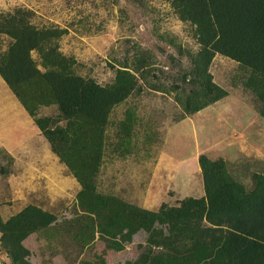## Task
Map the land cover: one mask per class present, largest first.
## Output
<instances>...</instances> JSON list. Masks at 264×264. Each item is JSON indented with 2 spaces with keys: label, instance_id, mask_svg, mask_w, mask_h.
<instances>
[{
  "label": "trees",
  "instance_id": "1",
  "mask_svg": "<svg viewBox=\"0 0 264 264\" xmlns=\"http://www.w3.org/2000/svg\"><path fill=\"white\" fill-rule=\"evenodd\" d=\"M164 1L189 23L197 43L186 57L181 45H176L177 59L169 54L177 69L169 77L170 88L184 114L228 94L210 72L214 56L220 54L246 72L244 86L255 95L264 117V0ZM66 33L67 28L37 27L27 11L0 13V34L9 38L4 49L0 45V76L80 184L77 202L89 215L81 232L94 229L99 234L95 241L116 252L139 235L144 249L134 259L114 264H264V172H254V185L247 189L228 172L223 158L212 160L202 153L198 164L204 195L185 197L175 206L162 203L156 211L97 191L112 110L139 94L148 75L158 82L163 70H151L154 62L137 46L132 66L123 62L114 69L113 79L101 84L78 73L76 59L60 51L58 40ZM32 51L40 61L33 59ZM49 105L58 113L38 116L37 110ZM134 119L126 111L120 122L119 135L126 142ZM54 222L55 214L35 204L7 219L0 215L1 244L15 264H31L23 241ZM76 264L107 260L100 255Z\"/></svg>",
  "mask_w": 264,
  "mask_h": 264
},
{
  "label": "rangeland",
  "instance_id": "2",
  "mask_svg": "<svg viewBox=\"0 0 264 264\" xmlns=\"http://www.w3.org/2000/svg\"><path fill=\"white\" fill-rule=\"evenodd\" d=\"M19 9L27 11L37 27L67 28L58 40L60 51L76 59L78 73L101 84L110 82L114 69L123 62L132 66L137 46L154 62L151 70H163L158 82L148 75L149 82L143 81L139 94L112 110L96 182L98 192L154 211L162 203L175 206L185 197H201L204 189L198 156L202 153L212 160L223 158L228 172L247 189L254 185L252 174L264 172V117L258 113L255 95L244 86L246 72L236 61L216 54L210 65L213 80L228 92L222 99L191 115L184 114L174 100L169 77L177 69L169 54L177 59L176 45H181L186 57L188 51L197 49V43L189 23L181 21L166 1L0 0V13ZM8 41L0 34L3 49ZM31 56L40 61L36 51ZM3 81L0 76V122H11L14 117L18 126L23 115L33 120ZM126 111L135 116L128 142L119 135ZM37 113L55 116L58 110L55 105L41 106ZM33 126L36 128L34 122L27 127ZM52 154L55 163L44 164L18 152L14 156L0 152L1 217L7 219L28 204L56 216V222L23 241L29 250L27 260L31 264H76L102 255L107 264H114L134 259L145 245L139 235L116 252L103 241H95L99 234L94 229L81 232L89 215L78 205V189L71 190L68 184L77 180ZM246 158L247 163H238ZM22 182H36V190L30 191L33 194ZM67 186L70 192H64ZM0 264H15L1 241Z\"/></svg>",
  "mask_w": 264,
  "mask_h": 264
},
{
  "label": "crops",
  "instance_id": "3",
  "mask_svg": "<svg viewBox=\"0 0 264 264\" xmlns=\"http://www.w3.org/2000/svg\"><path fill=\"white\" fill-rule=\"evenodd\" d=\"M15 107H16L15 108L16 111L19 110L18 106H15ZM11 109H12L11 112H9L10 115L13 112V106H11ZM19 114L22 115L20 111L18 112V115ZM17 119H14V117H11L10 118V120H12L11 122L9 121H7L6 123L0 122V149L4 150V152L8 154H12L13 156L14 154H16V152H18V154H21L22 156L26 155L28 158L29 157L32 158V160H34L35 163H38V161L44 164L53 162L54 161L53 154H52L53 152H51L52 151L51 148L50 149L48 148L50 145L46 146V142L44 140L45 137L44 138L39 137L40 135H42L40 134L41 133L40 130L37 128V126L36 128L33 126L35 130L27 127L28 125H31L33 120H29L26 115H23L21 116V120H20L21 122H19L17 126V123H18ZM9 124L11 125L9 126ZM247 155H250V154H247ZM245 157H248V156H245ZM238 163H240L241 165L247 163V158L244 161L243 160L238 161ZM56 167H58V160H57ZM69 180H72V179H69ZM22 183L24 186H26L25 189H27L29 193L33 194V192H30V191L35 189L34 184L36 182H22ZM68 184L70 185V187H72L71 190H76V188L78 189L76 192V195H77L78 191L80 190V184L78 182H69ZM37 187H39V185H37ZM63 190L64 192H70L68 189V186L67 188L66 187L63 188ZM47 193L51 194L49 190H47ZM60 193H63V192L61 191ZM62 195H64V193Z\"/></svg>",
  "mask_w": 264,
  "mask_h": 264
}]
</instances>
